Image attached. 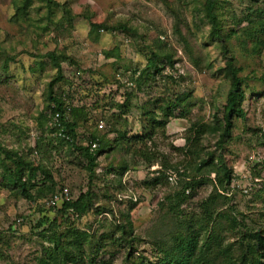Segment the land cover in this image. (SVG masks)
<instances>
[{"label":"rangeland","instance_id":"1","mask_svg":"<svg viewBox=\"0 0 264 264\" xmlns=\"http://www.w3.org/2000/svg\"><path fill=\"white\" fill-rule=\"evenodd\" d=\"M216 10L225 40L205 0H0V264H160L161 248L194 231L206 264H264V0ZM227 49L244 115L221 139ZM50 89L76 111L75 135L60 130ZM217 121L191 153L196 128ZM92 136L90 176L80 147ZM18 159L30 196L15 186ZM84 192L91 210L64 208Z\"/></svg>","mask_w":264,"mask_h":264},{"label":"trees","instance_id":"2","mask_svg":"<svg viewBox=\"0 0 264 264\" xmlns=\"http://www.w3.org/2000/svg\"><path fill=\"white\" fill-rule=\"evenodd\" d=\"M216 3L217 0H205V9H206V15L208 17V20L212 26L214 34L220 38L221 40H225L227 33L224 31L222 27L219 25V19L217 15V10H216ZM224 31V32H223ZM234 30H230V35H233ZM226 51V56H227V66L229 68V71L231 73V86L228 90L227 93V99H226V104H225V112H224V126L221 125L222 132H221V139H223L225 136H227L230 132V128L232 126V115L233 113H236L237 115H244L243 111L240 107V101L244 97V92L243 89L241 88L242 86V79L238 75V72L241 70L240 67H236L232 60V56L227 55V50ZM150 65H155V57L152 59H149ZM59 64V63H58ZM49 98L50 101L53 103L54 106H56L55 111L59 112V126L60 130L62 131L63 135H67L66 133L71 132L73 135H75L74 131L77 127V118H74V113L76 111H73L72 108L69 109V113H65L63 111V108L65 107L64 101L58 98L57 96L53 95V89L49 90ZM64 106V107H63ZM72 110V111H71ZM71 112V114H70ZM72 116V118L70 117ZM193 127H196L195 123L192 125ZM88 128V127H87ZM220 128V122L217 121L216 124L214 125H207V124H202L199 125V128H196V135L194 137H189L188 140L190 142V146L193 148L197 145V142L200 138V135H202L206 130L210 131H215L216 129ZM92 139L90 140V143L86 147H80L82 154H84V157L87 161L88 168L90 171V176H92V173H94V167L97 164L96 161V155L98 152H95L94 149H92V144H95L94 138L95 136L91 137ZM190 148V147H189ZM188 150L191 153H196L197 150L194 149H189ZM149 147L145 146L144 149H140L138 151V156L142 159H144L148 165H151L152 162L156 160V154L154 152H148ZM9 158H13L12 156L8 155ZM205 161L203 160L201 164L198 166V170H201L202 166L205 164ZM15 168L12 171L14 181H15V186L18 188L19 191H21L25 196H30L27 190V185L29 182V178L24 180V175L25 171L27 169V164L24 160L18 159L17 161H13ZM170 166H174L173 164H170L168 161L163 163V168L167 169ZM127 168V165H124L122 168L125 170ZM224 176L226 178L227 182H230V175L228 174L226 167H224ZM35 170V169H34ZM30 171V170H29ZM34 171H30V178L33 177ZM167 174L162 171L161 175L159 177H156L155 182H158L160 178H165L166 179ZM168 177V176H167ZM174 195H177L176 197V203H180V201L186 197L185 193L183 191L174 193ZM64 208L66 209H71L73 212L77 213H85L91 210L94 206L89 192H84L81 193L80 196L74 200V201H66L63 203ZM119 229L123 233V235H127L126 232V225L125 223H121L118 225ZM187 228H191V225H188ZM128 241L130 244H132L133 241V236L127 237ZM115 240H119L116 239ZM208 241H204L202 245H199V232L194 231L191 235H178L177 237L174 236L172 239V242L170 243V248L164 250L161 248L160 250L164 252V255L161 259L160 264H206L208 262V254L210 252V246L207 245ZM208 246V247H205ZM55 260H57V257H54ZM53 259V258H52ZM73 262H76V259L72 258L71 259ZM80 259V263H81ZM93 263L95 261L92 259L91 260ZM53 264H62L58 263L57 261L53 260Z\"/></svg>","mask_w":264,"mask_h":264},{"label":"built area","instance_id":"3","mask_svg":"<svg viewBox=\"0 0 264 264\" xmlns=\"http://www.w3.org/2000/svg\"><path fill=\"white\" fill-rule=\"evenodd\" d=\"M57 117H58V113H57ZM93 146H95V144H93ZM172 174L175 175L174 173H172ZM170 175H171V174H170ZM170 175H169V176H170ZM173 175H172V176H173ZM172 176H171V177H172Z\"/></svg>","mask_w":264,"mask_h":264}]
</instances>
